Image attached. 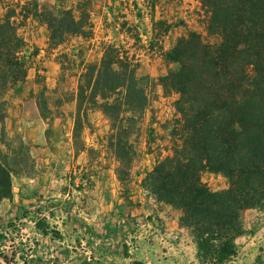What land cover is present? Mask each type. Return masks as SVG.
Returning <instances> with one entry per match:
<instances>
[{
	"label": "trees",
	"instance_id": "obj_1",
	"mask_svg": "<svg viewBox=\"0 0 264 264\" xmlns=\"http://www.w3.org/2000/svg\"><path fill=\"white\" fill-rule=\"evenodd\" d=\"M199 1L206 35L190 31L162 55L176 65L158 79L164 93L175 95L176 119L167 155L145 171L140 186L156 203L180 212L179 224L190 231L199 264H228L237 254L236 240L245 233L243 214L264 213V0ZM13 16H0L2 125L10 94L25 83L28 71ZM34 17L46 28L48 46H60L69 36L92 35L82 2L60 14L43 5ZM150 85L112 43L102 45L99 61L83 65L77 80L74 130L87 122L88 113L99 112L108 121L109 149L122 178L130 175L136 158ZM152 131L148 128V137ZM30 160L21 140L16 148L0 141V203L12 200L13 179ZM206 172L222 176L227 187L210 190L202 180ZM36 226L43 236L49 234L43 225ZM13 257L0 254V264H16Z\"/></svg>",
	"mask_w": 264,
	"mask_h": 264
},
{
	"label": "rangeland",
	"instance_id": "obj_2",
	"mask_svg": "<svg viewBox=\"0 0 264 264\" xmlns=\"http://www.w3.org/2000/svg\"><path fill=\"white\" fill-rule=\"evenodd\" d=\"M79 2L86 4L90 13V38L69 36L60 46H48L46 28L34 17L35 11L50 5L60 14ZM2 15H14L17 33L24 41L20 57L26 59L28 66L26 81L10 94L8 117L0 124V141L16 148L21 140L29 148L31 162L18 178L33 174V156L46 155L38 149L45 148L44 137L48 141L63 142L57 144L55 152L62 157L83 152L94 169L96 162L105 161L124 184L133 175L143 177L156 159L167 155L168 135L176 119L175 95L164 93L158 79L176 65L167 63L162 55L178 37L190 31L206 35V14L199 0H0ZM105 43L115 44L137 67V74L148 77L151 83L149 104L136 135V158L130 175L123 178L117 173L120 164L109 149L108 121L99 112L88 113L87 122L74 130L78 77L86 62L99 61ZM148 128L153 129L151 137H148ZM202 180L212 191L227 187L226 180L217 174L203 173ZM48 201L4 220L0 227V254L9 258L14 255L16 264H99L97 255H101L102 249L93 248L84 238H74V231L64 227L70 218L76 221L77 213L67 215L58 201ZM46 207L52 211L46 214ZM263 219L264 214L257 210L243 214L245 228L253 230L254 236L242 240L238 257L230 264H254L255 258L259 259L258 264H264ZM37 224L48 229L53 241L37 231ZM50 231L57 232L61 238H55ZM107 248L113 257L108 262L127 264L124 239Z\"/></svg>",
	"mask_w": 264,
	"mask_h": 264
},
{
	"label": "crops",
	"instance_id": "obj_3",
	"mask_svg": "<svg viewBox=\"0 0 264 264\" xmlns=\"http://www.w3.org/2000/svg\"><path fill=\"white\" fill-rule=\"evenodd\" d=\"M44 140L45 148L40 146L38 149L46 155L32 157L33 174L14 177L12 200L4 199L0 203V227L4 220L20 212L47 204V200L50 203L58 201L67 215L77 213L75 222L72 218L65 221V229L71 228L74 238H84L93 248L102 249L101 255H97L99 264H112L113 257L107 247L127 237H133L138 245L133 252L124 254L127 264L134 260L143 264H199L196 243L190 231L179 224L180 212L156 203L140 186L142 175H133L132 180L121 183L114 168L105 161L96 162L94 169L83 152L65 158L55 153L57 144L63 142L48 141L45 137ZM67 169H70L68 173L62 172ZM44 210L47 214L52 208ZM141 219L163 225V244L137 236V222ZM243 228L245 233L236 240L237 254L228 264L237 259L242 240L254 236L253 230H246L245 225ZM45 239L53 241L49 234ZM253 262L258 264L259 259L255 258Z\"/></svg>",
	"mask_w": 264,
	"mask_h": 264
},
{
	"label": "built area",
	"instance_id": "obj_4",
	"mask_svg": "<svg viewBox=\"0 0 264 264\" xmlns=\"http://www.w3.org/2000/svg\"><path fill=\"white\" fill-rule=\"evenodd\" d=\"M138 233L140 238H151L158 243L163 244L165 229L163 225L158 221H152L149 219H141L137 222ZM124 244L128 252H132L137 245L136 240L133 237H127L124 239ZM89 260V258H88Z\"/></svg>",
	"mask_w": 264,
	"mask_h": 264
}]
</instances>
